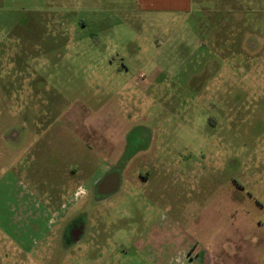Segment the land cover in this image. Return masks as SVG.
<instances>
[{
  "label": "rangeland",
  "instance_id": "1",
  "mask_svg": "<svg viewBox=\"0 0 264 264\" xmlns=\"http://www.w3.org/2000/svg\"><path fill=\"white\" fill-rule=\"evenodd\" d=\"M202 8L0 0V264H264V0Z\"/></svg>",
  "mask_w": 264,
  "mask_h": 264
},
{
  "label": "flooded vegetation",
  "instance_id": "2",
  "mask_svg": "<svg viewBox=\"0 0 264 264\" xmlns=\"http://www.w3.org/2000/svg\"><path fill=\"white\" fill-rule=\"evenodd\" d=\"M125 152H127L126 147L124 148V153ZM133 156L134 155L132 153L131 157L129 159L127 158V160L120 159V161L117 162L113 161L114 163L111 165L108 163L109 165H107V172L105 173L106 174L105 178L114 176L116 179L112 185L105 183V181L103 180L101 182H98L95 188V192L97 194L104 192L111 193L112 191L117 189L119 185L117 184V181H121V177L123 176L124 171L128 174L127 181L129 184L126 189L129 191L135 188L137 181L146 180L147 179L146 174H143L141 171L139 172V170H135L136 165L134 164V162H132L134 160ZM82 232H83L82 226L80 227L79 225L68 224V226H66L61 233L62 235L61 240L63 239V241L67 240L68 242L69 241L78 242L80 240V237L82 236Z\"/></svg>",
  "mask_w": 264,
  "mask_h": 264
},
{
  "label": "crops",
  "instance_id": "3",
  "mask_svg": "<svg viewBox=\"0 0 264 264\" xmlns=\"http://www.w3.org/2000/svg\"><path fill=\"white\" fill-rule=\"evenodd\" d=\"M135 3L145 12L190 13L201 6L203 10H212L222 5L228 8L233 6L232 9L237 11L235 7L238 0H232L231 3L228 0H135ZM188 261L192 262L189 259Z\"/></svg>",
  "mask_w": 264,
  "mask_h": 264
},
{
  "label": "water",
  "instance_id": "4",
  "mask_svg": "<svg viewBox=\"0 0 264 264\" xmlns=\"http://www.w3.org/2000/svg\"><path fill=\"white\" fill-rule=\"evenodd\" d=\"M115 177L114 176H111V177H107L105 178L103 181H105V183L109 184V185H112L115 181Z\"/></svg>",
  "mask_w": 264,
  "mask_h": 264
}]
</instances>
